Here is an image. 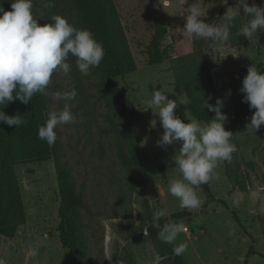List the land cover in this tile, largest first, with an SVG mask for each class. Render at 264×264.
<instances>
[{
    "label": "rangeland",
    "instance_id": "rangeland-1",
    "mask_svg": "<svg viewBox=\"0 0 264 264\" xmlns=\"http://www.w3.org/2000/svg\"><path fill=\"white\" fill-rule=\"evenodd\" d=\"M128 45L133 70L124 76L105 74L101 65L84 76L69 57L70 78L53 77L48 88V112L62 111L56 93H77L69 102L73 124L57 128L63 165L74 189L83 193L73 222L86 264H264V126L248 132L254 110L243 103V80L249 67L264 75V31L252 41L237 33L247 26L241 15L231 23L229 42L214 51L210 40L184 34L186 10L198 0H112ZM40 26L59 15L77 29L89 30V18L75 3L31 0ZM203 22L222 27L229 8L238 0H199ZM264 8V0H247ZM48 4L54 7H47ZM158 25L166 29L159 47L161 62H150V43ZM225 58V59H224ZM110 83L118 86L117 95ZM161 91L178 104L175 115L185 124L202 125L215 119L204 107L224 102L225 131L237 147L231 163L218 169V181L202 186L199 211L181 210L169 194V181L181 179L174 157L182 145L157 147L164 132L157 111L146 107ZM183 97L184 105L179 103ZM155 126V127H153ZM53 159L28 160L13 166L26 211V222L14 238L0 235V264H71L69 251L58 239L60 196ZM158 211L167 213L158 223H184L188 231L175 245L162 243L149 231ZM185 211L179 219L171 214ZM239 220V222L236 221ZM230 235V232H233ZM188 244L176 256L173 248Z\"/></svg>",
    "mask_w": 264,
    "mask_h": 264
},
{
    "label": "clouds",
    "instance_id": "clouds-1",
    "mask_svg": "<svg viewBox=\"0 0 264 264\" xmlns=\"http://www.w3.org/2000/svg\"><path fill=\"white\" fill-rule=\"evenodd\" d=\"M31 0H16L11 4V11L0 16V105L19 101L27 106L35 96H48V88L53 77L62 74L70 78L71 65L69 57H74L76 67L84 75H90L91 69L99 68L105 51L89 30L77 29L59 16H53L52 22L40 26L33 15ZM47 7H54L48 4ZM231 9V8H229ZM227 11L223 17L227 23L222 27H214L203 22L206 13L202 11L199 0L186 10V25L184 34L195 40H210L214 51H222L229 42L231 23L241 15L248 19L238 36L252 41L255 34L264 31V8L248 6L247 0H240L234 11ZM225 59V58H224ZM241 93L243 103L254 110L250 124L246 125L248 132H259L264 126V75L257 67L247 70L243 80ZM77 93H56L54 99L63 101L62 111H50L46 124L39 128L38 138L45 141L49 147H54L58 139L56 129L75 122V117L69 107ZM179 103L184 105L183 97ZM224 102L217 99L213 107L207 102L204 107L215 113V119L202 125L195 119L185 124L175 115L178 104L169 100L161 91L153 93L146 107L157 111L163 136L157 142V147L166 148L174 144L182 145L174 157V164L181 179L169 181V194L177 199L181 210L189 213L199 211L203 201L198 197V190L204 185L219 180L217 169L225 162L231 163L237 152L235 144L231 143L233 134L225 131L224 123L228 117L221 114ZM0 123L9 127L19 128L28 122L19 114L9 117L0 112ZM155 127V126H153ZM165 211H158L153 217V227L158 230V239L165 244L175 245L179 236L188 231L184 223H167L160 229L158 223L166 217ZM230 232V235H233ZM188 251L187 243H180L173 248L176 256H182Z\"/></svg>",
    "mask_w": 264,
    "mask_h": 264
},
{
    "label": "trees",
    "instance_id": "trees-1",
    "mask_svg": "<svg viewBox=\"0 0 264 264\" xmlns=\"http://www.w3.org/2000/svg\"><path fill=\"white\" fill-rule=\"evenodd\" d=\"M75 3L86 18H89V29L94 39L102 44L105 57L101 69L110 76H124L133 70L131 54L124 38L117 12L112 0H65ZM240 2V0H238ZM16 0H0V8L11 11V4ZM3 13L0 12V16ZM166 29L158 25L152 36L150 49L152 64L161 62L159 47ZM115 94L120 90L110 83ZM48 96L37 95L25 106L19 101L0 105V112L9 117L17 114L28 123L15 128L0 123V235L9 239L15 237L18 227L26 222V211L15 177L13 166L26 163L28 160L45 161L53 159L56 164V175L60 204L58 207V239L61 246L69 251L71 264H86L81 251V244L76 237V225L73 222L77 208L83 205V193L74 189L70 175L63 165V153L59 138L54 147L38 138V130L44 126L48 117ZM56 135H57V130ZM204 188L209 192L207 185ZM185 211L171 214L172 219H179ZM239 222L238 219H236ZM162 230L163 227L160 226ZM149 231L158 235L155 227ZM111 264H128L127 261L112 260ZM178 264H183L178 261Z\"/></svg>",
    "mask_w": 264,
    "mask_h": 264
},
{
    "label": "built area",
    "instance_id": "built-area-1",
    "mask_svg": "<svg viewBox=\"0 0 264 264\" xmlns=\"http://www.w3.org/2000/svg\"><path fill=\"white\" fill-rule=\"evenodd\" d=\"M186 228L188 229V227L186 226Z\"/></svg>",
    "mask_w": 264,
    "mask_h": 264
}]
</instances>
